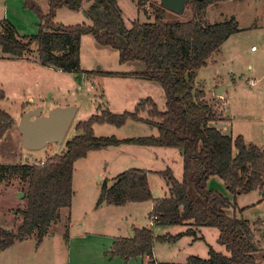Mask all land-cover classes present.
<instances>
[{
    "label": "trees",
    "instance_id": "trees-1",
    "mask_svg": "<svg viewBox=\"0 0 264 264\" xmlns=\"http://www.w3.org/2000/svg\"><path fill=\"white\" fill-rule=\"evenodd\" d=\"M47 0L44 13L33 0H23L38 18L34 35H19L6 19L0 20V48L3 54L22 58L36 53L43 66L62 72L82 73L80 69V41L91 35L96 43L118 52L119 63L141 62L143 72H84L92 76L133 77L158 83L165 96V110L159 111L151 99L140 100L133 112L112 114L101 111L75 124L78 134L65 143L60 154L48 157L43 164H0V185L13 176L23 184L26 207L20 212L21 222L15 230L0 229V252L15 241L35 235L39 246L49 227L59 219L61 208H70L74 162L91 150L119 144H135L175 148L182 154V178L177 180L172 171H161L167 187V196L154 200L149 218L160 226L213 227L218 231L217 243L228 255L213 248L206 258L190 256L185 263L151 264H257L258 242L253 239L248 220L229 216L227 210L234 205L230 199L208 190L210 178L217 177L233 197L262 190L264 184V149L248 143L244 137L223 134L212 123L218 120L211 103L204 99L203 91L192 85V72L203 68L209 58L219 51L224 41L237 32L234 19L222 22L206 20L209 6L228 0H191L186 7L191 18L185 22H166L167 10L154 3L151 22L132 21L126 27L117 0ZM139 9L148 0H133ZM61 8L84 13L89 25L64 26L54 22ZM150 16V15H148ZM4 93L0 90V99ZM146 112L151 119L144 122L154 126L157 136L126 138L96 137L95 124L122 126L127 119L143 121ZM14 125L13 118L0 109V138ZM148 172L129 169L103 183L96 205L123 206L153 200L148 185ZM132 236L114 241L110 256L127 261L130 258H152L155 240L171 241L176 237L154 236L148 227L132 229ZM190 233H195L189 230ZM264 263V254L260 256Z\"/></svg>",
    "mask_w": 264,
    "mask_h": 264
},
{
    "label": "rangeland",
    "instance_id": "rangeland-1",
    "mask_svg": "<svg viewBox=\"0 0 264 264\" xmlns=\"http://www.w3.org/2000/svg\"><path fill=\"white\" fill-rule=\"evenodd\" d=\"M33 1L41 11L48 12L47 0ZM158 2L159 0H148L138 9L133 0H117L126 27H130L135 20L151 22L154 3ZM4 4L7 9L4 11L5 15H2ZM87 6L88 2L84 0L82 9ZM212 11L215 15L220 13L218 18L222 16L221 21L233 15L241 27L251 26L254 22L255 27L231 34L221 45L219 57L217 52L214 53L203 68L192 72V85L195 89L202 90L204 97L206 91L212 93L214 85L220 81L223 85L230 86L223 103L225 107L216 102L214 97L218 96H207V100L204 98L211 103L218 116L216 123L223 121L219 128L224 134L242 135L246 142L264 149V26L261 24L264 21V0H257L253 7L247 5V2L219 4ZM249 14L251 19L247 20ZM190 18V10L186 7L182 14L167 11L166 22H185ZM0 19L8 20L21 36L34 35L38 30V18L34 12L24 7L23 0H0ZM54 22L64 26L90 24L82 11L67 8L56 11ZM22 58L23 61L20 60ZM22 58H0V90L4 93V98L0 99V109L13 118L14 124H17L23 113L37 106L43 107L44 114L54 107L67 105L76 106L77 112L62 144H49L36 151L25 150L17 130L14 127L8 129L0 138V164H33L59 154L64 151L65 143L78 134L74 129L75 124L96 112H133L136 104L147 98L156 103L159 111L166 108L164 92L156 82L130 76L94 77L85 74L84 72L97 70L98 67L106 72L129 73L143 72L145 69L141 62L120 64L116 50L98 45L89 34L83 35L80 41L82 73L62 72L43 66L36 53L25 54ZM248 79L255 80L256 85L248 86ZM226 115L230 116L229 120ZM140 117L143 121L127 119L119 127L107 123L95 124L92 127L93 134L96 137L113 136L119 140L157 136L156 128L144 122L151 120L147 113L142 112ZM145 152L158 156L156 168H163V171L170 169L174 177L181 180L182 154L178 149L155 146L146 148L122 143L91 150L74 162L71 209L59 210V219L49 227L41 245L36 246L34 234L16 241L0 253V264H123L125 260L121 263L119 260L110 262L112 257L109 252L116 239L130 236L122 219L125 209L108 208L105 207L108 206L106 204L97 206L96 202L101 185L124 171L137 169L136 165L145 156ZM152 179V183L161 187L167 195L163 177L159 175ZM207 188L228 197L230 201L235 199L236 205L229 208L227 214L250 222L253 239L259 246L257 264H264L260 259L264 254V184L261 191L255 190L236 197L226 191L223 182L217 177L209 179ZM18 192L24 193L18 176L6 178L0 185V229L13 231L21 222L20 212L25 209L27 200L24 196L18 197ZM145 207L139 206L135 212H138L140 225L148 227L151 219L148 218L149 211ZM167 227L163 236L177 238L171 241L155 240L153 249L156 262L185 263L190 256L206 258L210 247L228 255L226 249L217 243L218 231L213 227ZM120 230L123 232L119 234ZM189 230L195 233H190ZM76 231L87 236L78 242L85 251L75 253V241L68 258L67 236L69 234V237H73ZM153 232L158 233L156 227ZM130 260L128 264H141L142 258L139 256Z\"/></svg>",
    "mask_w": 264,
    "mask_h": 264
},
{
    "label": "crops",
    "instance_id": "crops-1",
    "mask_svg": "<svg viewBox=\"0 0 264 264\" xmlns=\"http://www.w3.org/2000/svg\"><path fill=\"white\" fill-rule=\"evenodd\" d=\"M235 2H237V3H246L247 2V5H251L252 7L253 6H255L256 4H257V0H228V1H224V2H219V3H217V4H215V5H211V6H209L208 8H207V10H206V15H205V18H206V20H208V21H210V20H213V22H222L221 20L223 19V17L222 16H220L221 18H218V16H219V14L217 13L216 15H215V13L212 11V9L213 8H215V7H217L219 4H224V3H226V4H231V3H235ZM2 15L4 14L5 15V12L4 11H6V9H7V6H6V4H4L3 5V7H2ZM210 14V15H209ZM217 19H219V20H217ZM221 19V20H220ZM229 19H234V21L236 22V24H237V32H242V31H244V30H250V29H254V28H252V27H255L254 25H255V22L251 25V26H247V27H241L240 25H239V22H238V20H236L235 19V17L233 16V15H231V16H228V19L227 20H229ZM249 19H251V15L249 14V16L247 17V20H249ZM1 20V19H0ZM223 21H225V20H223ZM212 22V23H213ZM263 23H264V21H263ZM263 23H261L262 24V26H264V24ZM236 32V33H237ZM235 34V33H234ZM234 34H232V35H234ZM231 35V36H232ZM230 36V37H231ZM254 49H253V46L251 47V51H253ZM0 52L2 53V51H1V48H0ZM217 56L219 57V54H220V52H217ZM2 57H4V58H8V55H5V54H0V58H2ZM4 60H7V59H4ZM21 61H23V58L22 59H20ZM36 64H38V63H36ZM97 70H100V67H98L97 68ZM216 71V70H215ZM215 71H213V72H215ZM125 73H129V72H125ZM217 75V74H216ZM94 77H97V76H94ZM124 78H126V77H124ZM249 80H253V79H248V81ZM255 81V80H254ZM235 83V82H234ZM248 83V82H247ZM220 85H223V83L220 81L218 84H215L214 85V88H213V92L212 93H208L207 91H206V95H205V97L204 98H206V100H207V96H211L212 95V97H214V96H216L215 95V91L217 90V88L220 86ZM248 85V84H247ZM256 85V84H255ZM253 87V86H252ZM230 88V86H225V88H224V90H223V94H222V96H220V97H214L215 99H216V102H220V104L222 103H224L225 102V100H226V96H227V90ZM209 98V97H208ZM224 105V104H223ZM68 106V105H67ZM42 107V106H41ZM224 107H225V105H224ZM43 108V107H42ZM49 108V107H48ZM226 111V110H225ZM226 116H228V120H229V115H226ZM142 117V116H141ZM220 123V124H219ZM221 124H223V121H220V122H218V123H216V122H214V123H212V126H214L215 128H217V129H220L219 128V126L221 125ZM220 131L222 132V130L220 129ZM223 133V132H222ZM224 134V133H223ZM227 134H231V133H227ZM231 136L232 137H236V136H234V135H232L231 134ZM242 136V135H241ZM144 147H146V148H148V147H150V146H144ZM152 147V146H151ZM169 150H172V149H175V148H168ZM177 150V149H176ZM61 152H63V151H60V153ZM59 153V154H60ZM144 157L143 158H141L140 160L141 161H139L138 162V164L136 165V166H138L137 167V169H142V170H146L147 172H148V174H147V178H148V185H149V187H150V190H151V192H152V194H153V200L152 201H148V202H142V203H127V204H125V205H123V206H105V207H120V208H124L125 210H124V215H123V223H124V225H125V227L127 228V230L128 229H130V230H132V229H140V228H143L144 226H142V225H140V223L138 222V216H137V214H138V212H135L136 211V209L139 207V206H146L145 207V209L147 210V211H149L148 212V218H149V214H150V212H151V210H152V207H153V202H154V200H157V199H160V198H163V196L164 197H166L167 195H166V193L164 192V190L161 188V187H158V186H156L155 184H153L152 183V178H154V176H159L160 175V172L161 171H163V168H156V167H158V166H156V163H157V160H158V156L154 153V154H151V153H147V152H145L144 153ZM162 165H164V164H162ZM166 167H168V166H166ZM161 176V175H160ZM114 178V177H113ZM113 178H111V179H113ZM72 182H73V178H72ZM112 184V180H109L108 181V183H107V186H110ZM159 188H161V189H159ZM161 190V191H160ZM70 209H71V207H70ZM144 209V210H145ZM68 210H69V208H68ZM60 214V213H59ZM60 216V215H59ZM149 219H151V218H149ZM82 225H83V223H81ZM148 226V228H150L151 230H152V232H153V230H154V228L156 227V230L158 231V233L157 234H155L154 232V236H163V234L165 233V231L167 230V226H160V225H157V224H155V222H153V220L151 219L150 221H149V224L147 225ZM125 229V228H124ZM120 232H123V230H120L118 233L120 234ZM127 234H129V233H127ZM68 238V240H67V243L66 244H68V248H67V257L69 258L70 257V253H71V248H72V243H74L75 241L77 242V243H75V245H74V247L73 248H75V253L77 252V251H79V253L80 252H82V251H85V249L84 248H82V246H81V243H78V242H81L82 240H84V239H86V234L85 233H83V232H80V231H76V233L74 234V236L73 237H69V234H68V236H67ZM44 238H45V236H44ZM121 238H125V237H121ZM43 240V239H42ZM16 242V241H15ZM14 242V243H15ZM155 242V241H154ZM14 243L12 244V245H14ZM42 243V242H41ZM113 243V242H112ZM11 245V246H12ZM41 245V244H40ZM153 245H154V243H153ZM152 245V258H149L148 256H141V258H142V261H141V264H151V261H155V258H154V249H155V247ZM153 247H154V249H153ZM9 248V247H8ZM7 249V248H6ZM5 249V250H6ZM4 251V250H3ZM2 252V251H1ZM0 252V253H1ZM156 253V252H155ZM67 258V259H68ZM131 259V258H130ZM130 259H128L127 261H124L122 258H120V257H113L112 259H110L109 261L110 262H114V260H119L118 262H122V261H124L123 262V264H128L131 260ZM106 260V259H105ZM119 264V263H118Z\"/></svg>",
    "mask_w": 264,
    "mask_h": 264
},
{
    "label": "water",
    "instance_id": "water-1",
    "mask_svg": "<svg viewBox=\"0 0 264 264\" xmlns=\"http://www.w3.org/2000/svg\"><path fill=\"white\" fill-rule=\"evenodd\" d=\"M191 0H159V5L176 14H182L186 5ZM225 85H220L215 91V95L220 97L223 94ZM77 112L74 105L57 106L50 109L46 114L43 108L37 106L29 109L19 118L13 127L21 137V145L25 150L36 151L49 144H62ZM18 197L22 198L24 193L18 192ZM132 236V231L128 229Z\"/></svg>",
    "mask_w": 264,
    "mask_h": 264
},
{
    "label": "built area",
    "instance_id": "built-area-1",
    "mask_svg": "<svg viewBox=\"0 0 264 264\" xmlns=\"http://www.w3.org/2000/svg\"><path fill=\"white\" fill-rule=\"evenodd\" d=\"M253 49H254V47H253ZM247 84H248V86H253L255 84V81L249 80ZM37 162L40 163V164H43L44 161H37ZM155 218H156L155 216L152 217V220L154 221Z\"/></svg>",
    "mask_w": 264,
    "mask_h": 264
}]
</instances>
